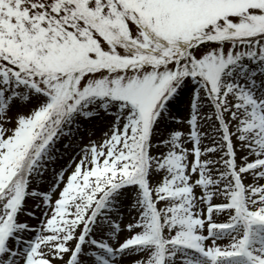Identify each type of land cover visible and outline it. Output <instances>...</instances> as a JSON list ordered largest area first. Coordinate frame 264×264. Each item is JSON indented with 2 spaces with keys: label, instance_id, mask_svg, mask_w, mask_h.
I'll return each mask as SVG.
<instances>
[{
  "label": "snow or ice",
  "instance_id": "1",
  "mask_svg": "<svg viewBox=\"0 0 264 264\" xmlns=\"http://www.w3.org/2000/svg\"><path fill=\"white\" fill-rule=\"evenodd\" d=\"M0 264H264V0H0Z\"/></svg>",
  "mask_w": 264,
  "mask_h": 264
}]
</instances>
